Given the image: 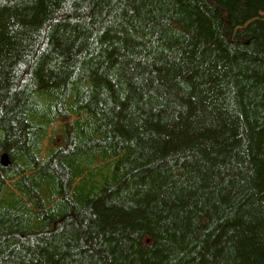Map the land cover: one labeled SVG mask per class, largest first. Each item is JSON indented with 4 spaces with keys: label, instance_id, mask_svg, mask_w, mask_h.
Here are the masks:
<instances>
[{
    "label": "trees",
    "instance_id": "obj_1",
    "mask_svg": "<svg viewBox=\"0 0 264 264\" xmlns=\"http://www.w3.org/2000/svg\"><path fill=\"white\" fill-rule=\"evenodd\" d=\"M258 9L0 0V264H264Z\"/></svg>",
    "mask_w": 264,
    "mask_h": 264
},
{
    "label": "rangeland",
    "instance_id": "obj_2",
    "mask_svg": "<svg viewBox=\"0 0 264 264\" xmlns=\"http://www.w3.org/2000/svg\"><path fill=\"white\" fill-rule=\"evenodd\" d=\"M248 9V4L245 6H241L240 10L245 11ZM264 23V10L258 9L256 12L248 11L244 14L239 15L232 23L233 28V37L238 35L239 32L241 34H246L249 32L251 28H255L256 26H261ZM264 47H260V49L256 52L259 56L264 58L263 53Z\"/></svg>",
    "mask_w": 264,
    "mask_h": 264
},
{
    "label": "water",
    "instance_id": "obj_3",
    "mask_svg": "<svg viewBox=\"0 0 264 264\" xmlns=\"http://www.w3.org/2000/svg\"><path fill=\"white\" fill-rule=\"evenodd\" d=\"M0 164L3 166H6L8 164V160L5 153L0 156Z\"/></svg>",
    "mask_w": 264,
    "mask_h": 264
}]
</instances>
